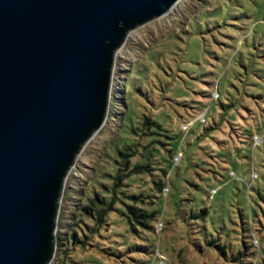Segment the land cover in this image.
Segmentation results:
<instances>
[{"label": "rangeland", "instance_id": "obj_1", "mask_svg": "<svg viewBox=\"0 0 264 264\" xmlns=\"http://www.w3.org/2000/svg\"><path fill=\"white\" fill-rule=\"evenodd\" d=\"M113 98L65 181L50 264H239L245 243L264 264V0H180L136 28L115 56ZM132 143L114 209L73 244L74 205L110 191ZM137 163L148 171L130 175ZM128 207L155 217L131 227Z\"/></svg>", "mask_w": 264, "mask_h": 264}, {"label": "water", "instance_id": "obj_2", "mask_svg": "<svg viewBox=\"0 0 264 264\" xmlns=\"http://www.w3.org/2000/svg\"><path fill=\"white\" fill-rule=\"evenodd\" d=\"M180 0H0V264H50L65 181L103 127L115 56Z\"/></svg>", "mask_w": 264, "mask_h": 264}, {"label": "trees", "instance_id": "obj_3", "mask_svg": "<svg viewBox=\"0 0 264 264\" xmlns=\"http://www.w3.org/2000/svg\"><path fill=\"white\" fill-rule=\"evenodd\" d=\"M111 101H112V104H114L115 99L113 98ZM121 102H122L121 107L123 108L125 106L123 96H122ZM121 116L122 114L118 118V124H119V121H121ZM112 118L113 116L109 115L104 125L105 126L109 125ZM142 133L144 134V132ZM149 143L151 144L154 142L150 140ZM132 145L133 143L130 144V146H126L123 150L124 151L123 153L119 152L120 163L122 164L123 168L122 169L118 168L115 175L112 177V188L110 189V191L109 189H107L106 185L101 184L99 191L92 192L91 196H86L84 198V203H81L80 205H74L73 207L74 214L72 215V218H71L74 224L71 225L70 234H69V240L73 244H80L81 246L85 245V243L80 242L79 238L75 236L77 235L76 229L77 228L79 229L81 224L83 225L82 229L84 231L90 234H95L99 231V229L102 228L103 222L106 221L108 213L111 212L112 209H114L115 202H116L114 196L115 194H117L118 188L122 186L123 181L128 177V176H125V174H123L122 172L124 171L123 169H127L129 159L133 157L132 156V151H133ZM142 147H143V150H145L142 157H145V156L148 157V154L151 151L149 150L150 148L144 149L145 146H142ZM148 167L149 166L146 164L143 166H140L137 163L134 165L133 167L134 170L130 172V175L136 174L139 172L141 173L142 171H148L146 170ZM137 170H139V172H136ZM69 188L71 187L69 186ZM65 196L67 198L72 199V194L68 192H66L65 195L63 194L62 199H64ZM61 207L62 206H60L58 220H57L58 231L63 229V227L61 226V220L63 217V213H65V208H61ZM127 212L129 215L128 221L131 227L146 228L152 221V217H155V214L153 213H149L148 211L144 209H138L134 207H128ZM85 219L92 222V226L88 225ZM58 233H61V232H58ZM60 241L61 240H58V237H57L56 246L60 247V245L62 244ZM208 245H212L211 242L208 243ZM251 246L252 245H250V247ZM250 247L247 246V243H245L244 250L238 251L236 257L233 258L234 261L238 262L239 264H252V261L249 258L253 259L255 253L253 251L249 252ZM65 251L66 250L64 248L63 252L59 254V257H61V255L65 253Z\"/></svg>", "mask_w": 264, "mask_h": 264}]
</instances>
